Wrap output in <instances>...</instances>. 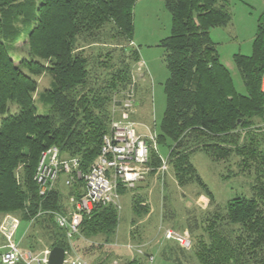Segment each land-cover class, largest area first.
Listing matches in <instances>:
<instances>
[{
	"label": "trees",
	"instance_id": "1",
	"mask_svg": "<svg viewBox=\"0 0 264 264\" xmlns=\"http://www.w3.org/2000/svg\"><path fill=\"white\" fill-rule=\"evenodd\" d=\"M136 1L0 0V213L28 222L35 218L34 224L54 240L51 248L68 249L65 230L50 213L37 214L63 211L68 195H81L84 181L77 180L66 192L56 187L41 195L36 168L51 146L62 157H78L84 172L98 158L109 132L110 100L130 82V62L140 60L138 49L115 48L133 41ZM163 1L172 28L159 43L169 72L159 145L170 148L181 176L195 173L191 150H203L215 160L235 155L241 171L253 176L251 196L237 195L221 211H209L204 226L208 239H200L197 257L202 264H264V133L253 128L257 119L264 120V10L252 53L234 55L247 90L241 93L211 37L212 28L231 22V0ZM22 35L29 54L16 64L8 44ZM129 49L130 61L122 52L114 55ZM42 72L53 78L40 96L48 105L44 114L38 113L34 97L35 75ZM10 103L17 110L11 112ZM149 163L155 169L161 164L154 151ZM117 222L114 205L100 206L83 216L79 232L108 238ZM28 245L39 251L34 241ZM125 264L143 262L135 258Z\"/></svg>",
	"mask_w": 264,
	"mask_h": 264
},
{
	"label": "rangeland",
	"instance_id": "2",
	"mask_svg": "<svg viewBox=\"0 0 264 264\" xmlns=\"http://www.w3.org/2000/svg\"><path fill=\"white\" fill-rule=\"evenodd\" d=\"M229 9L231 22L212 28L211 37L218 43L220 58L230 70L237 90L246 93L234 55L252 53L264 0H231ZM134 23L136 42L133 38V41L115 48L138 49L140 60L130 62V82L124 89L116 91L110 100L109 129L126 111L130 122L141 135L155 137L156 144L152 151L159 156L161 164L155 169L149 163L144 177L134 186L119 189L117 203L112 204L118 211V222L112 236L107 238L98 234L88 238L79 232L73 239L67 240V244L70 254L80 256L86 264H125L135 258L142 260L143 264H202L196 250L201 238L208 239L204 226L209 211H221L237 195L251 196L253 176L241 171L237 156L230 160H215L203 150H191L190 160L195 173L193 170L182 176L177 173L169 154L170 148L158 143L166 108L164 83L169 75L165 52L159 43L171 33L172 15L163 0H137ZM25 38L22 35L16 42L8 44L16 64L29 54ZM114 45L110 44L109 47ZM130 49L116 51L114 55L122 52L129 59ZM35 79V103L38 113L44 114L48 111V105L40 96L51 87L53 78L50 73L42 72L36 74ZM15 110L17 105L10 103V111ZM253 128L264 133V120L257 119ZM58 187L64 191L68 189L64 177ZM7 214L0 213V222ZM19 219L16 240L25 245L24 248L30 249L27 247L31 246L28 245L30 240L36 243L39 251L53 244L54 240L47 229L34 224L35 218L29 222ZM33 234L32 240L29 235Z\"/></svg>",
	"mask_w": 264,
	"mask_h": 264
},
{
	"label": "built area",
	"instance_id": "3",
	"mask_svg": "<svg viewBox=\"0 0 264 264\" xmlns=\"http://www.w3.org/2000/svg\"><path fill=\"white\" fill-rule=\"evenodd\" d=\"M155 144V137L141 135L124 111L104 135L101 152L87 172L82 170L78 157H62L57 146L49 147L42 153L34 175L40 194L47 195L56 189L62 177L67 187L80 179L84 185L79 197L70 195L67 198L63 211H40L38 215L50 213L54 222L65 230L67 239H73L79 233L84 215L97 207L117 203L119 185L130 188L144 177ZM19 226L20 219L13 214L2 218L0 264H49L52 248L34 251L22 247L16 240ZM65 254V264H86L80 256H72L69 247Z\"/></svg>",
	"mask_w": 264,
	"mask_h": 264
},
{
	"label": "water",
	"instance_id": "4",
	"mask_svg": "<svg viewBox=\"0 0 264 264\" xmlns=\"http://www.w3.org/2000/svg\"><path fill=\"white\" fill-rule=\"evenodd\" d=\"M65 248L62 246H54L49 256V264H65Z\"/></svg>",
	"mask_w": 264,
	"mask_h": 264
},
{
	"label": "crops",
	"instance_id": "5",
	"mask_svg": "<svg viewBox=\"0 0 264 264\" xmlns=\"http://www.w3.org/2000/svg\"><path fill=\"white\" fill-rule=\"evenodd\" d=\"M134 40H135V34H134ZM135 42H136V40H135ZM148 45V44H147ZM144 62V61H143ZM145 64V63H144Z\"/></svg>",
	"mask_w": 264,
	"mask_h": 264
}]
</instances>
